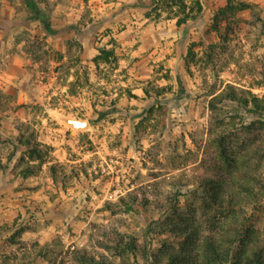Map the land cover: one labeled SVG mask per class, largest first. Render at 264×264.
Instances as JSON below:
<instances>
[{
  "label": "rangeland",
  "instance_id": "rangeland-1",
  "mask_svg": "<svg viewBox=\"0 0 264 264\" xmlns=\"http://www.w3.org/2000/svg\"><path fill=\"white\" fill-rule=\"evenodd\" d=\"M151 1L55 0L57 14H80L82 25L92 14L110 23L96 33L97 48L128 49V55L115 54L113 63L98 66L65 62L57 67L34 39L42 37L38 19H16L9 32V24L0 27L8 32L0 39V75L10 58L24 59L26 85L16 83L25 96L34 95V101L19 104L18 86L0 90V174H9L8 181L0 179V227L15 223L0 236V264L34 259L33 264H87L77 257L79 249L97 264H151L150 253L170 238L166 226L172 222L196 221L204 235L222 232L229 214L210 204L196 180L230 179L238 169H229L227 160L238 168L244 164L245 127L255 123L250 132L264 142V115L229 102L212 113L210 94L230 84L264 96V0H236L248 8L223 25L222 37L210 26L214 12L228 0H199L201 13L179 27L166 13L160 19L150 15ZM72 4L81 12L68 9ZM119 35L126 44L116 40ZM191 44L196 56L189 74L185 56ZM34 50L39 58L28 63ZM156 88L165 92L144 97V89ZM157 105L162 110L137 128ZM61 117L88 122V127L75 130ZM20 124L52 149L50 162L27 178L18 174L21 168L8 169L16 159ZM216 133L227 136L225 156L214 142ZM51 141H63L66 161H55ZM24 150L18 147L17 155ZM51 165L58 186L47 168ZM255 188L263 198L258 209L247 211L264 238V189ZM43 248L50 261L36 258Z\"/></svg>",
  "mask_w": 264,
  "mask_h": 264
},
{
  "label": "trees",
  "instance_id": "trees-1",
  "mask_svg": "<svg viewBox=\"0 0 264 264\" xmlns=\"http://www.w3.org/2000/svg\"><path fill=\"white\" fill-rule=\"evenodd\" d=\"M3 2L9 3L14 9V19L25 18L26 20L39 19L45 21L48 17L47 12H51L56 6V2L51 0H0V6ZM150 7V15L160 19L163 13H166L165 18H175V24L178 27L195 20L202 11L199 0H152ZM247 8L248 6L244 2L228 0L224 7L214 12L210 30L216 33L218 37H222L221 35H224L222 33L223 25H229L230 20L238 12ZM34 39L37 44L46 47L43 56L47 57L51 53V59L58 63V67L64 65L65 57L67 58L66 62L79 63L76 53L80 50V43L75 42V49H73L72 42H69L66 53L62 54L53 50L46 43L44 37L36 36ZM193 46L195 44L189 46L185 56V70L189 74L191 73L190 64L195 63L196 56ZM210 47L215 48L217 44L212 43ZM97 50L98 54L92 59L95 66L100 63H113L115 61L114 46L111 48L100 47ZM31 57L32 60L39 58L35 50L31 51ZM262 75L264 77V72ZM164 92V88H156L153 92L144 89V97L157 98ZM210 95L212 97L209 100V108L212 113L217 111L218 104L229 102L244 108L247 113L264 115V96L259 97L249 90L227 84L216 95L215 93ZM144 97L140 99L143 100ZM162 108L161 105L151 107L147 115L138 123L137 128L141 127L153 113L159 112ZM254 125L255 123H251L245 127L249 132L246 133L243 146H241L244 151L243 166H239L241 168L233 166L229 159L226 162L229 169H238L231 175L230 179L221 182L212 178L200 177L196 180L197 188L210 195V204L219 211L229 214L221 226L222 232L216 236L213 234L204 235L201 224L196 221L179 220L172 222L166 226L170 238L162 240V246L150 253L151 264H264V238L257 235V230L247 211L249 208L258 209L257 205L263 198L255 186L259 185L260 188L264 189L262 176L264 174V142L259 138L260 135L250 132ZM23 127H26L25 133L21 132ZM17 130L19 134L15 139V152L13 154L16 159L12 171H18L21 168L18 174L22 178H27L39 171L43 164L50 162L48 155L52 149L38 142L34 130L27 125L20 124ZM226 141L227 136L222 133L215 134L214 142L220 149L222 156L227 155ZM255 141H258L259 144L256 145ZM18 147H24L25 150L17 155ZM47 168L53 177L54 186H58L54 165L47 166ZM14 224L0 227V236L14 228ZM131 249L133 252L137 251L135 246H131ZM47 253H49L47 248H43L36 254V258L50 261ZM76 254L79 259L87 264H97L95 258L87 257L83 249L77 250ZM34 260L27 264H33Z\"/></svg>",
  "mask_w": 264,
  "mask_h": 264
},
{
  "label": "crops",
  "instance_id": "crops-1",
  "mask_svg": "<svg viewBox=\"0 0 264 264\" xmlns=\"http://www.w3.org/2000/svg\"><path fill=\"white\" fill-rule=\"evenodd\" d=\"M55 1V0H51ZM131 1V0H130ZM3 9H6L7 13L6 16L2 15L0 13V27L7 23L9 24L8 32L11 30L12 26L15 25L16 19H14V9L10 6H4L3 4L0 6V12L3 11ZM72 12L81 10L75 8L73 4L68 7ZM58 9L55 7L51 12L48 13L47 20H39L40 23V29H42V37L45 38L46 43L55 51L65 54L66 48L69 42H73L76 40L78 43H80V50L77 53V56L79 58V65L82 68H85L86 65L92 66L94 65L92 62V59L98 54V48H97V41L95 38L96 33L104 26H109V22H100L95 20L94 14L91 15L92 20L85 22L84 25L81 24L82 15H71V13L64 12L63 14H57L56 12ZM94 18V19H93ZM7 19V20H5ZM105 21V20H104ZM8 32H4L0 29V39L5 38V35H7ZM13 32V31H12ZM117 37V36H115ZM117 41H120L122 44H126L127 41L124 38V35H119L118 38H116ZM129 51L126 48H122L121 52L118 53L115 51L116 56L117 55H128ZM133 55V53H131ZM27 62L31 63L32 59L31 57H27ZM67 58H64V61L66 62ZM54 64L57 65L58 63L52 61ZM24 59H20L18 57H12L10 58V67L4 69L2 72V75H0V90H3L4 93L7 91L8 88H10L11 85H14L15 87L17 85V81L19 80V86L20 85H26V77L23 76V73L25 72ZM120 66H125V60H120ZM57 73H53V78L56 79ZM22 78V79H21ZM17 89H14V91L17 94L16 102L19 104L22 103H28L30 101H34V95H26L24 93V88L19 87ZM49 144L48 142H46ZM52 147L54 148L53 156L55 157V161L63 162L66 161V148L63 144V141H59L57 143L50 142ZM13 164H9L8 169H12ZM8 172H1L0 179L7 180L9 179Z\"/></svg>",
  "mask_w": 264,
  "mask_h": 264
},
{
  "label": "water",
  "instance_id": "water-1",
  "mask_svg": "<svg viewBox=\"0 0 264 264\" xmlns=\"http://www.w3.org/2000/svg\"><path fill=\"white\" fill-rule=\"evenodd\" d=\"M60 119L62 120L64 124L70 126L71 128L75 130H84L88 127V122H85V121H80V120L65 118V117H61Z\"/></svg>",
  "mask_w": 264,
  "mask_h": 264
}]
</instances>
